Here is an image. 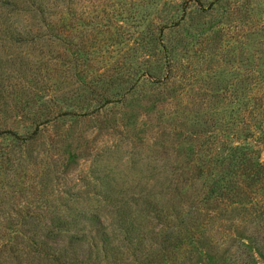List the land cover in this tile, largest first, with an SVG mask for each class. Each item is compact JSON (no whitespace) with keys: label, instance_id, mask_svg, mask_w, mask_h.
<instances>
[{"label":"rangeland","instance_id":"obj_1","mask_svg":"<svg viewBox=\"0 0 264 264\" xmlns=\"http://www.w3.org/2000/svg\"><path fill=\"white\" fill-rule=\"evenodd\" d=\"M4 1L0 264H264V0Z\"/></svg>","mask_w":264,"mask_h":264},{"label":"trees","instance_id":"obj_2","mask_svg":"<svg viewBox=\"0 0 264 264\" xmlns=\"http://www.w3.org/2000/svg\"><path fill=\"white\" fill-rule=\"evenodd\" d=\"M4 3L6 5H9L11 3V0H5ZM3 135L11 136L13 139H15V138H17V139H27L26 137H23V138L20 137L16 132H14L12 130H0V136H3ZM229 167H230V169H228ZM229 167L226 169V171L223 172L224 174L220 177V182H224V185L223 184L220 185L221 188H222V191L221 192H226L225 191V187H226L225 181H227L231 177L230 175H232V166H231V164H230ZM248 176H250V174ZM250 178L252 180H254L253 176H250ZM218 183H219V181H218ZM252 183H254V181H252ZM222 199H225V197L222 196ZM159 213L160 212H158V214ZM97 223L99 224V226L101 227V229H103V231L101 233H100V230L99 231H96L95 234H94V236H93V238L91 239L90 244H92L94 247H99V242H103L104 244H107V240H108L107 239V234H106V227L104 226V222H100V221L98 222V221H96V224ZM63 224L58 225L57 228L58 229H61V226ZM127 227H129L127 229V231L133 230V227H131V225H128ZM98 233H100V235ZM127 233H129V232H127ZM59 234H60L59 232L58 233L50 232V233H48L47 238L53 239V238L59 237ZM97 235H98V238H97ZM33 257H35V256H33ZM36 259H37V261H41V262H43L45 260H48V261H51L52 260L51 257H46L45 258V257H41L40 255L37 256ZM54 260L56 261L57 259H54ZM27 261L30 262L31 264H34L35 263V262H31L29 260V258H27Z\"/></svg>","mask_w":264,"mask_h":264}]
</instances>
